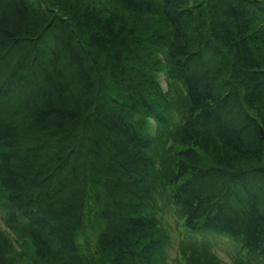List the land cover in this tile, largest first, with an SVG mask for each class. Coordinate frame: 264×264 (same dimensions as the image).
Wrapping results in <instances>:
<instances>
[{
  "label": "trees",
  "instance_id": "obj_1",
  "mask_svg": "<svg viewBox=\"0 0 264 264\" xmlns=\"http://www.w3.org/2000/svg\"><path fill=\"white\" fill-rule=\"evenodd\" d=\"M104 2L159 17L162 32L142 36L98 0H0L6 227L38 264H164L148 211L162 159L172 173L158 186L184 229L264 262V0ZM87 206L100 224L89 262L75 244ZM1 244L0 264H14ZM179 247L183 264H217L195 260L203 244Z\"/></svg>",
  "mask_w": 264,
  "mask_h": 264
},
{
  "label": "rangeland",
  "instance_id": "obj_2",
  "mask_svg": "<svg viewBox=\"0 0 264 264\" xmlns=\"http://www.w3.org/2000/svg\"><path fill=\"white\" fill-rule=\"evenodd\" d=\"M100 3V6L104 5V12L107 15H117L120 18H122L124 21H126V25L128 26H134L137 29V32L141 34L142 36H146L147 38L150 37V35L157 31L162 32L163 24L159 17L155 16H145V17H137V16H129L126 13L119 11V9L114 6L110 5L104 2V0H98ZM129 22V23H128ZM256 27L259 28L263 34H264V17L259 16L256 23ZM164 53L160 50H158L157 53L154 54L156 58H159V60L162 59V56ZM166 83H168L164 76H162L161 79V85L164 88V90L169 91L170 97L172 99V102H174L175 106H180L181 102H183V96L182 91L178 85L179 88L175 89L174 87H171L170 90H168V86H166ZM174 82H172V85ZM178 90V91H177ZM181 98H180V97ZM154 126V124H153ZM160 157L161 152L159 151ZM161 160V161H160ZM156 165V171L154 169V173H152L149 177V184L151 188L154 190L155 195L157 196L156 192L158 190V184L160 183L162 177H164V180L167 179V175L172 173V167H170L169 164H161L162 159H160ZM150 208V207H149ZM154 215L157 218L158 228L162 235H165L168 238V245H166L165 248V254L163 257L164 264H183L181 261V258L179 256V244L181 241L185 240L186 242H191L192 240H188V237L181 231L179 226L178 218L175 214L171 213L168 206L166 204H162V208L158 211V203L153 207L150 208ZM90 210L89 206L86 208L85 212V221L83 223V226L79 233L76 236L75 243L77 246V250L81 252L82 255L86 258L87 261H91L92 258H97L98 256L95 244L98 236V232L100 229V224L97 222L93 215L88 213ZM151 213V214H153ZM89 214L91 216H89ZM165 233V234H164ZM207 238V237H202ZM0 243L3 246H10V254L8 258V254H6V257L8 259H11V261L14 264H38L35 257H34V251L31 248L29 242L27 240L15 237L12 233L8 231V229L4 226L2 221V214L0 212ZM206 249H203L202 251H193L192 255L195 256V260L198 263H201L203 261V258L206 259L209 257L213 258V261L217 264H240L239 258L237 255V248L233 243L230 242H215L213 240H208L203 245ZM3 249V248H2ZM211 254V255H210Z\"/></svg>",
  "mask_w": 264,
  "mask_h": 264
},
{
  "label": "bare ground",
  "instance_id": "obj_3",
  "mask_svg": "<svg viewBox=\"0 0 264 264\" xmlns=\"http://www.w3.org/2000/svg\"><path fill=\"white\" fill-rule=\"evenodd\" d=\"M55 19H56V17L53 18V20H55ZM16 53H17V52H16ZM83 202H84V203L87 202V196H86V195H84V197H83Z\"/></svg>",
  "mask_w": 264,
  "mask_h": 264
}]
</instances>
